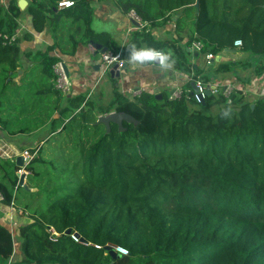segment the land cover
I'll list each match as a JSON object with an SVG mask.
<instances>
[{"label":"trees","instance_id":"16d2710c","mask_svg":"<svg viewBox=\"0 0 264 264\" xmlns=\"http://www.w3.org/2000/svg\"><path fill=\"white\" fill-rule=\"evenodd\" d=\"M60 1L32 0L25 11L17 0L0 5V132L42 135L30 149L27 188L16 162L0 157V209L13 207L18 223L12 233L0 212V264H264V97L250 101L236 90L228 104L221 91L198 103L188 91L130 100L114 90L102 106L84 92L64 95L54 72L63 61L56 53L73 56L91 43L118 49L92 29L93 2L112 1L145 25L124 53L137 42L205 83L238 70L257 78L264 75V0H71L72 8L59 9ZM25 13L37 33L50 19L56 35L46 50L26 55V68L21 39L4 37L18 33ZM174 16L178 39H155L153 30ZM195 42L203 45L199 55L236 50L249 59L203 73L190 61ZM113 112L134 121L108 131L99 118ZM117 247L129 254L112 255Z\"/></svg>","mask_w":264,"mask_h":264},{"label":"crops","instance_id":"0c3cea01","mask_svg":"<svg viewBox=\"0 0 264 264\" xmlns=\"http://www.w3.org/2000/svg\"><path fill=\"white\" fill-rule=\"evenodd\" d=\"M12 0H7V5ZM17 0L18 6L20 2ZM26 4L22 11H25L31 4L32 0H25ZM94 19L92 22V29L97 33H108L112 41L118 47L116 51L123 50V59L125 61L124 70H120V77L116 78L107 74V77L100 78V64L99 56L96 55L94 49L89 45H79L77 52L73 56L62 55L56 53L58 56H62L63 63L67 67L69 72V78L73 83L74 93L79 94L84 92L88 94V98L94 99L96 102H103L107 98L112 97L114 90L121 93L124 97L134 100L140 97L143 93L152 94L155 96H168L170 99L175 94H179L181 91L186 93L187 91H195L194 82L195 75L193 73H187L182 70H178L173 62H166L160 65L157 60H133L132 53L134 51L147 50L146 46L142 45L137 47L133 44L127 53H124V48L133 40L135 32L142 29V27L136 26L132 21L129 14H124L112 1H94ZM177 16H174L171 21L164 27L153 30L152 34L157 40H170L178 39L176 31L174 29L175 21ZM95 26H104V29L97 30ZM31 35V38L24 40L25 34ZM17 36L21 39L20 44L23 50L21 63L23 67L29 66V59L26 55L30 52H37L46 50L49 46L53 45L56 41V35L54 34L51 27V20H48L46 28L43 32L37 33L34 31L32 26V19L28 14H24L20 21V28ZM184 41L181 42L185 46L188 37H184ZM192 50V51H191ZM114 51V50H112ZM192 57L190 59L195 69H200L203 73H211L220 62H232V61H245L249 59V55L242 54L240 52L235 53H223L216 56L215 60L212 61L214 64L208 66L204 55H199L194 51L193 48H189ZM98 66V69L96 67ZM237 76L243 80H250L248 83H242ZM212 79L215 81H226L234 86L235 89H246L249 92L247 98L250 100L253 96L259 98L264 93V83H257L254 74L248 70H238L236 73L227 75H213ZM141 91L142 94L138 97H134L133 93ZM260 94V95H259ZM109 99V100H110ZM255 101V100H254ZM196 109H199L196 107ZM219 110L218 105H213L210 111L214 114ZM38 135L31 136H18L12 139L11 149L19 147L17 142L19 140H28L32 138V143ZM4 139V135L0 132V141ZM16 145V146H15ZM20 145V144H19ZM36 146L24 147L25 150H30ZM29 148V149H28ZM22 152H20L21 154ZM16 154V152L14 153ZM10 158V157H9ZM6 158V159H9ZM26 183V179H25ZM7 209H0V212L5 216ZM2 217V221L4 217ZM7 222L4 220V223ZM8 223V222H7Z\"/></svg>","mask_w":264,"mask_h":264},{"label":"built area","instance_id":"2783aa9c","mask_svg":"<svg viewBox=\"0 0 264 264\" xmlns=\"http://www.w3.org/2000/svg\"><path fill=\"white\" fill-rule=\"evenodd\" d=\"M0 5H4L7 7V0H0ZM75 5L74 1L71 0H61L58 3V7L59 9H69L72 8ZM129 16L131 17L132 21H136L139 23V27H144L145 25H143L141 19L135 14V12H130ZM174 29H176V26L174 25ZM5 39L9 40L10 42H14L18 39L17 34H15L12 37H8V36H4ZM235 45L237 47H240L242 44L240 41H237L235 43ZM203 45L199 42H195L192 45V48L194 49L195 52L199 53L202 50ZM99 64H100V78H104L108 73H110V71L112 69H114V67H118V69L121 70V68L125 65V61L123 59V50H119V51H111L108 50L106 53H99ZM205 56L206 59V64L208 66L212 65V61L215 60L216 56L208 53ZM155 60L158 61V63L160 65H163L160 61V59L158 57L154 58ZM54 72L57 76V81H56V88L58 90H60L64 95H72L75 96L77 95L76 93H74L73 90V83L70 80L69 77H67L66 74V70H65V66L63 62H59L58 64H56L54 66ZM257 83H264V75L259 76L256 78ZM194 86H195V91L192 92L191 94H193V97L196 99V101L198 103H201L202 101H204L207 97V91H209L211 93V96L214 95H219V93L222 91V94L225 98L228 99V104H231V100L230 97L232 95V93L236 90H239L245 97H247V94H249L248 91H246V89H235L233 85H231L229 82L226 81H215L212 80L210 82L205 83L204 81H202L201 79H197L194 82ZM188 92V91H187ZM190 92V91H189ZM142 94L141 91H137L134 92L133 95L134 97H138ZM183 95V92L181 91L179 94H175L174 96L171 97V99L174 98H181ZM260 95V94H259ZM259 97H264V93L263 95L259 96ZM23 156L24 157V164L25 167L21 168V170L18 171L17 175H21V174H27V172L25 171L26 166L35 158L36 153H32L31 150H25L24 152H22L21 154L19 153V155L16 153L14 154L15 157H10L9 159L14 160V158H16L17 156ZM15 162V160H14ZM4 200V196L2 194H0V203ZM14 211L15 209H13V207L8 208V211H6V217H7V221L9 222L10 226H11V231L12 233L15 232L16 228L18 227V223L15 221V217H14ZM50 232L55 235L58 236V233H56L53 229L50 230ZM72 238L75 241H79V239L74 238L72 236ZM115 253L121 254V255H128V251L122 247H117L115 249Z\"/></svg>","mask_w":264,"mask_h":264},{"label":"water","instance_id":"95a60500","mask_svg":"<svg viewBox=\"0 0 264 264\" xmlns=\"http://www.w3.org/2000/svg\"><path fill=\"white\" fill-rule=\"evenodd\" d=\"M26 4V1L25 0H22L20 2V7L23 8V5ZM197 8L199 7V3H197ZM134 24L136 26H140L138 22L136 21H133ZM90 46L94 49V51L96 52V55H99V53H106L108 51V48L106 47H102L101 45H98V44H94V43H91ZM192 51V50H191ZM226 52H232V53H235L236 50H232V51H226ZM65 66V65H64ZM96 69H98V66L96 67ZM122 70H124V66L121 68ZM65 70H66V74H67V77H69V72L67 70V67L65 66ZM120 69H118V67H114V69H112L110 71V75L112 77H114L115 73H116V78H119L120 77ZM22 74V73H20ZM207 96H211V93L209 91H207ZM158 99H162V96L158 95L156 96ZM202 103H204V101H202ZM252 107L254 108V105H252ZM131 121L133 122L134 121V118L126 113H116V112H113V113H110L109 115H106V116H101L99 118V122L100 123H103L106 125V127L108 128V131H110V125L111 123H117L120 125V129L122 128V122L123 121ZM16 166L19 167V168H24L25 167V164H24V157L23 156H17L16 157ZM26 175L27 174H21L19 176V185L20 186H23L24 188H27V185L25 183V179H26ZM72 234V229H68L66 232H65V235H71ZM73 237L74 238H77L79 239V241L83 244H87V241L85 239H82L80 238V235L78 233H74L73 234ZM112 255H117L115 252H111Z\"/></svg>","mask_w":264,"mask_h":264},{"label":"rangeland","instance_id":"374dc122","mask_svg":"<svg viewBox=\"0 0 264 264\" xmlns=\"http://www.w3.org/2000/svg\"><path fill=\"white\" fill-rule=\"evenodd\" d=\"M94 27L97 30H101V29H104L105 28L102 25L95 26V23H94ZM105 77H107V75ZM113 94H114V92H112L111 99L110 98H107L105 100H102L103 102H101V103L97 102V104L102 105V106H107V103H109V101L112 100ZM255 99H256V96H253V98H251L250 101H254ZM196 107L197 106H195V108ZM193 108H194V106H193ZM41 138H42V135L37 136L34 139V142L33 143H32V138L31 139H28V140H19V143H18V141H16L19 147H16L15 150H14V149H11L12 144H14V143H12V138H7L6 136H4V139H2L0 141V157L3 158V159L9 158V157H15L14 156V153L16 152L19 155L20 152H24V147H30L31 145L32 146H38V144L40 143L39 140H41ZM14 160H16V158H14ZM17 173H18V170H17ZM27 175H28V172H27ZM16 252H17V247H16Z\"/></svg>","mask_w":264,"mask_h":264},{"label":"clouds","instance_id":"9594fccd","mask_svg":"<svg viewBox=\"0 0 264 264\" xmlns=\"http://www.w3.org/2000/svg\"><path fill=\"white\" fill-rule=\"evenodd\" d=\"M156 57L160 59L162 64H165L169 59V57L166 54L151 50L134 51L132 53L133 60H152ZM224 114L227 115L228 113L225 112Z\"/></svg>","mask_w":264,"mask_h":264}]
</instances>
